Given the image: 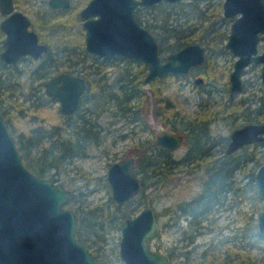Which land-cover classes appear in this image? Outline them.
Returning <instances> with one entry per match:
<instances>
[{
    "label": "rangeland",
    "instance_id": "1",
    "mask_svg": "<svg viewBox=\"0 0 264 264\" xmlns=\"http://www.w3.org/2000/svg\"><path fill=\"white\" fill-rule=\"evenodd\" d=\"M163 2L171 3L166 0L159 3ZM87 3L88 0H71L67 8H54L49 0H14L17 8L30 15L31 25L38 31L42 40L49 41L53 48L54 62L49 66L46 76L41 78L43 82L50 75L73 68L76 64L79 68L74 67L77 68L75 71L88 76L92 86L79 112L70 118L60 109V101L53 96L45 97L46 101L40 102L38 106L31 104L32 99L37 100L33 96L31 100L25 102V106L29 105V108L24 110V114L15 111L10 130L16 138H19L20 134L41 133V128L48 131L55 130L57 126L67 132L70 124L73 121L78 122L76 120L82 113L97 119L102 129L101 140L89 143L84 154L68 159L58 169L51 170V173L57 170L59 174L57 179L74 190L77 196L75 195L67 205L75 211L79 204L85 205L86 208L99 205L103 208V214L110 215L116 206L107 182V170L112 162L132 154L140 140L154 139L156 142L158 133L169 129L180 133L181 131L174 130L164 123L174 111H179L187 117L211 118L207 124L212 138L217 141H223L224 138L228 140L234 127L249 122L245 112L241 111L242 98H258L264 92V82L260 76L261 64L253 62L244 74L246 83L242 91L233 93L228 90L230 72L236 55L224 44L235 17L224 15V0H199L198 8L191 9V5H184L185 8L179 12L174 11L171 18L183 22L187 31L192 30L193 35L201 30V32H209L210 36L217 38L220 36L217 41H212L208 45L205 43L209 49L207 62L198 65L188 76H158L150 82H143L144 96L140 100V112L124 115L118 111L119 108L111 99L95 96L93 90L96 88L97 77L106 74L108 81L111 82L128 69L133 72L140 70L143 62L136 58L101 56L96 59L91 55L84 56L80 53V41L84 40L85 36L80 10ZM156 4L158 3L137 7L144 23L153 20L154 16H163L171 9L164 3ZM200 14L202 18L198 16ZM2 18L0 12V21ZM81 31L84 33L83 37ZM4 42L5 32H2L0 33L1 50ZM63 43L71 44L76 50L65 48ZM83 44L86 46L85 43ZM259 46L260 51L264 49V40H261ZM166 55L167 53L163 54V57L165 58ZM42 59L26 55L25 59L16 64L2 65L1 80L6 86L3 88L4 97L8 96L15 102L28 98L33 84H38L40 81V78L34 79L32 73ZM140 73L146 76V71ZM198 75H203L206 82L196 84L194 78ZM42 89L45 90L44 86ZM255 105L253 104L252 108ZM93 110V113H89ZM250 110L247 111L251 113ZM157 113H160L163 119H160ZM133 114L139 117L136 118ZM260 121L264 122V115ZM181 133L185 136L184 140L177 148L169 149L168 158L179 161L191 149L190 136ZM214 148H217L215 154L222 155L220 144H216ZM245 152L257 154L260 156V162H264V139L248 144ZM207 162V159L201 163L181 162L171 172L159 176L150 172L148 181L142 185L140 192L124 202L121 209L130 215H135L144 205L153 204L161 228L159 234L149 241L151 248L164 251L167 245H176V254L189 249L191 257L194 258L191 264L231 263L224 262L225 257L231 258L232 262L249 259L264 263V235L258 232L257 228V217L264 209V199L257 196L254 174L260 164L254 160H245L236 169L233 188L225 191L220 202L215 204L209 219H205L203 232L195 241L185 245V242L189 241L184 232L188 223L187 214L179 208L181 204L193 200V197L203 191V182L208 178L209 173ZM47 176L50 177L51 174ZM113 223L114 221L111 222L109 219L105 228L99 229V234L91 236L84 243L90 247L100 263L126 264L120 256L121 227ZM203 250L207 252L205 262H201L199 257ZM183 260L182 255H176L170 264H182Z\"/></svg>",
    "mask_w": 264,
    "mask_h": 264
},
{
    "label": "water",
    "instance_id": "2",
    "mask_svg": "<svg viewBox=\"0 0 264 264\" xmlns=\"http://www.w3.org/2000/svg\"><path fill=\"white\" fill-rule=\"evenodd\" d=\"M163 0H88L80 10L89 52L104 57L136 58L148 65L144 82L158 76H186L206 62L207 46L200 41L170 51L165 58L160 41L137 16V7ZM174 2L178 0H166ZM53 6L67 7L70 0H49ZM224 15L235 17L226 48L236 59L230 72L229 91H242L244 74L251 63L261 64L264 82V0H224ZM5 46L0 56L16 63L22 56H41L49 48L30 28L31 17L17 8L14 0H0ZM197 84L203 76L195 78ZM88 83L86 76L60 71L44 82L47 94L60 101V109L72 114L79 106ZM227 153L264 139V122H246L230 132ZM183 134L171 129L158 133L156 142L177 148ZM136 156L119 158L108 167L107 182L113 199L124 204L140 192L143 180L135 170ZM257 196L264 199V162L255 172ZM75 192L62 181L31 170L23 159L4 114L0 111V264H100L90 247L76 236L78 215L67 205ZM258 232L264 235V209L258 215ZM120 256L126 264H170L166 250L152 249L149 241L159 234L161 222L153 204L144 205L122 221ZM197 264H215L211 262ZM219 264V263H218Z\"/></svg>",
    "mask_w": 264,
    "mask_h": 264
},
{
    "label": "trees",
    "instance_id": "3",
    "mask_svg": "<svg viewBox=\"0 0 264 264\" xmlns=\"http://www.w3.org/2000/svg\"><path fill=\"white\" fill-rule=\"evenodd\" d=\"M163 3L171 9L163 16H154L153 20L146 23H144V20L141 19L137 11L138 19L150 30L155 32L160 41V51H162V54L175 50L191 41L200 40L208 45L212 41H217L218 38H220V36H218V38L216 36H210L209 32H201V30L196 35H193L192 30L187 31V27L183 22L180 23L175 18H171L174 11H181V9L185 8L184 5H191V9L198 8L199 0H178L173 3ZM163 3H158L156 5H162ZM198 16L202 18L201 14ZM2 32L0 27V33ZM82 34L83 37L84 33ZM83 43H85V41L81 40L80 53L84 56L91 55L99 59L97 55L91 52L89 53ZM63 45L67 49L73 48L71 44L68 45L67 43H63ZM52 50L53 48L50 46L47 53H45L46 55L44 54L46 57H44L33 70V78H40V81H38V84H33L32 91L27 99H23L24 101L15 102L8 96L4 97L5 92L3 88L6 86H4L1 80L2 75L0 73V111L4 114L10 128L13 126L11 119L15 111L17 110L24 114V110L29 108V105H27V107L25 106V102H27L28 99L31 100L33 96H35L37 100L32 99L31 104L36 106H38L40 102L46 101L45 97H48V95L42 89L44 82L41 78L46 76L50 68L49 66L54 62L55 56ZM5 64L7 65V63L0 58V67ZM141 65L142 67L140 70L133 72L128 69L111 82L108 81V76L106 74H101L97 77L96 88H94L93 93L98 98L111 99L115 102L116 107L119 108L118 111L124 115L130 112H134V114L140 112V100L141 97L144 96L143 82L145 80V75H142L140 72L142 71L145 73L146 71L147 74L148 69L146 63H142ZM73 66L78 67L76 64ZM74 67L70 69L75 71L77 68ZM91 86L89 82V89L83 96L84 98L90 91ZM92 95L90 97H92ZM39 97L41 100H39ZM242 101L243 107L241 111L245 112L247 115L246 119L253 122L260 121L261 117L264 115V92L258 98H242ZM253 104L256 105L252 108ZM248 109H252L250 110L251 113L247 111ZM79 110L80 107L71 115H65L70 118L73 114L79 112ZM93 112L94 110L89 113ZM159 115L160 113H157V116ZM171 115V117L168 116V118L164 120V123L171 126L172 129L179 130L185 135L190 136L192 141L191 149L182 156L181 160L178 161L168 158L170 153L169 148L162 145L158 146L154 139L147 141L140 140L136 144V150L132 152V154L136 156L137 164L135 170L138 174L142 173L140 176L141 180H143V184L147 183V177L150 175V172L151 174L159 176L160 174L171 172V170L175 169L181 162L190 163L192 161H198L201 163L203 160L207 159L209 173L207 176L208 178L203 182V191L193 197V200L181 204L179 208L187 214L188 223L184 228V232L185 236L189 239V241L185 242V245H189L203 232L205 219H209L210 214L214 211L213 208L215 204L220 202L222 194L233 188L236 169L239 168L245 160H254L259 162L258 164L262 163V161L260 162V156H257V154L244 153L248 144H245L244 147L233 153H227V138H224L223 141H217V139L212 138L211 134H209L207 123L211 121V118L198 116L187 117L179 111H174ZM135 117L138 118L139 116L136 115ZM160 119H163L161 115ZM76 121L78 122L74 123L73 121L70 124L69 131L67 132L61 130L60 126H57L55 130L48 131L45 128H41V133H31L30 135L20 134L19 138L15 137L19 149L23 154L25 164L37 174L46 176L51 174V178L57 179L59 175L58 171L55 170L51 173V170L58 169L60 165L75 155L84 154V150L89 143L94 142V140H101L100 136L102 134V129L97 119L88 116L87 113H82ZM216 144H220L219 149L222 151V155L215 154L217 148H214V146H216ZM253 184H255L254 181ZM115 205L114 212L108 215L105 213L103 214V208L99 205L97 207L86 208L85 205L79 204L76 207V214L78 215L76 236L81 241L85 242L91 238V236L99 234V229H104L109 219L111 222L114 221L113 224L120 228L122 226V221L126 217H129L130 214L121 209L122 204L115 203ZM166 250L168 254H170L171 260H174L176 255H182L184 258L182 264L193 263L194 258L191 257L192 254L189 249L181 254H176V245H167ZM199 257L201 262H205L207 260L206 250H203L202 253L199 254ZM230 259L229 257H225L224 262H231L229 264H264L249 259H242L239 260V262H232Z\"/></svg>",
    "mask_w": 264,
    "mask_h": 264
},
{
    "label": "flooded vegetation",
    "instance_id": "4",
    "mask_svg": "<svg viewBox=\"0 0 264 264\" xmlns=\"http://www.w3.org/2000/svg\"><path fill=\"white\" fill-rule=\"evenodd\" d=\"M70 2H71V0H70ZM15 5H16V4H15ZM51 6H52V5H51ZM69 6H70V5H69ZM52 7H53V6H52ZM56 7L67 8V7H62V6H56ZM56 7H54V8H56ZM0 12H1V11H0ZM1 14H2V13H1ZM3 15H4V14H3ZM3 15H2V16H3ZM80 16H81V12H80ZM31 23H32V19H31ZM82 23H83V21H82ZM83 27H84V24H83ZM30 28H33L31 24H30ZM2 31H3V30H2ZM3 32H4V31H3ZM37 32H38V31H37ZM229 32H230V31H229ZM84 33H85V27H84ZM38 35H39V34H38ZM228 35H229V34H228ZM85 36H86V33H85ZM85 36H84V41H85ZM227 37H228V36H227ZM228 38H229V37H228ZM5 39H6V37H5ZM227 40H228V39H227ZM227 40H226V42H227ZM40 41H42V42L48 44V46H49V48H50V43H49V41H47V42L43 41L42 38H41V36H40ZM197 41H199V40H197ZM191 42H196V41H191ZM200 42H201V41H200ZM226 42H225V43H226ZM188 43H189V42H188ZM201 43H202V42H201ZM186 44H187V43H186ZM186 44H185V45H186ZM203 44H205V43H203ZM205 45H206V44H205ZM224 45H225V44H224ZM4 46H5V42H4ZM183 46H184V45H183ZM206 46H207V45H206ZM181 47H182V46H181ZM225 47H226V46H225ZM49 48L47 49V51L49 50ZM178 48H179V47H178ZM3 49H4V47H3ZM3 49H2V50H3ZM86 49H87V48H86ZM207 49H208V46H207ZM2 50H1V51H2ZM175 50H176V49H175ZM1 51H0V53H1ZM47 51H45L41 56H39V57H37V58H44V57H46V56H45V55H46L45 53H47ZM172 51H174V50H172ZM88 52H89V51H88ZM89 53H90V52H89ZM91 53H92V52H91ZM168 53H169V52H168ZM168 53H167V54H168ZM44 54H45V55H44ZM92 54H94V53H92ZM26 55H30V54H26ZM26 55H25V56H22L20 60L16 61V63L19 62V61H22L23 59H25V58H26ZM95 55H97V54H95ZM30 56H31V55H30ZM97 56H98V55H97ZM162 56H163V54H162ZM208 56H209V49H208ZM98 57H100V56H98ZM102 57H104V56H102ZM0 58H1V56H0ZM34 58H35V57H34ZM37 58H35V59H37ZM108 58H109V57H108ZM1 59H3V58H1ZM207 59H208V58H207ZM207 59H206V60H207ZM3 61L6 62L7 64H16V63H9V62H7V61L4 60V59H3ZM206 62H207V61H206ZM204 63H205V62H204ZM204 63H202V64H204ZM198 65H201V64H198ZM196 67H198V66H196ZM196 67H195V68H196ZM233 67H234V66H233ZM195 68H193V69L191 70L192 72L189 73L188 75L192 74V73L194 72V69H195ZM246 70H247V69H246ZM60 71H69V72L71 71V72H74V73H78V72L73 71V70H71V69H70V70H69V69H68V70H60ZM60 71H59V72H60ZM59 72H57V73H55V74H58ZM55 74H52V75H50L49 77H51V76H53V75H55ZM78 74H82V75L86 76V75H85L84 73H82V72H81V73H78ZM188 75H186V76H188ZM198 76H203V75H198ZM198 76H197V77H198ZM49 77H48V79H49ZM197 77H195V78H197ZM86 78H87V83H88V85H89V82H90V81H89V77L86 76ZM195 78H194V82H195ZM203 78H204V76H203ZM229 78H230V77H229ZM48 79H46V80H48ZM244 79H245V78H244ZM46 80H45V81H46ZM45 81H44V82H45ZM205 82H206V81H205V78H204V82H202V83H205ZM195 83H196V82H195ZM245 83H246V79H245ZM196 84H197V83H196ZM199 84H200V83H199ZM199 84H198V85H199ZM88 85H87V87H88ZM229 85H230V84H229ZM43 86H44V83H43ZM244 87H245V84H244L243 88H244ZM243 88H242V89H243ZM44 89H45V86H44ZM88 89H89V87H88V88L86 89V91L83 93V95H82V97H81L82 100H81L79 106L76 108L75 111H77V110L79 109V107L81 106L82 101H83V99H84L83 96L85 95V93L87 92ZM228 90H229V87H228ZM44 91H45V93L47 94L46 90H44ZM230 92H232V91H230ZM240 92H241V91H240ZM233 93H234V92H233ZM237 93H238V92H237ZM47 95H48V94H47ZM48 96H53L54 98H56L54 95H51V94H49ZM56 99H57V98H56ZM58 100H59V99H58ZM75 111H74V112H75ZM74 112H72V113H74ZM67 115H68V114H67ZM70 115H71V114H70ZM249 122H253V121H249ZM262 122H263V121H262ZM243 125H244V123H243ZM241 126H242V125H241ZM230 135H231V134H230ZM15 139H16V138H15ZM229 139H230V136H229ZM229 139L227 140V143H228ZM16 143H17V142H16ZM227 143H226V144H227ZM227 145H228V144H227ZM226 148H227V147H226Z\"/></svg>",
    "mask_w": 264,
    "mask_h": 264
}]
</instances>
